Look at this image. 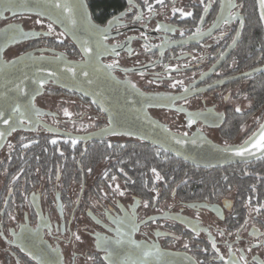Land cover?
<instances>
[{
    "label": "flooded vegetation",
    "instance_id": "af4514ba",
    "mask_svg": "<svg viewBox=\"0 0 264 264\" xmlns=\"http://www.w3.org/2000/svg\"><path fill=\"white\" fill-rule=\"evenodd\" d=\"M124 1L122 9L100 21L94 18L86 1L89 17L98 27L107 25L113 17L119 18L118 23L109 25L108 40L103 43L109 49L119 45L120 55L114 56L109 50L99 55V63L107 66L118 61L112 74L135 85L146 95L170 96L185 89L190 94L264 64L253 60V54L249 56L248 65L245 60H234L233 51L243 21L237 6L229 8L228 4L226 17L229 12L234 13L228 24L222 21L216 30L196 42L172 45L195 38L192 33L198 27L204 34L219 12L220 0H203V3L201 0H163L162 4L157 0ZM231 3L236 5V0ZM149 4L153 9L151 13ZM205 5H210L207 11ZM174 8L177 11L174 12ZM180 10L192 15L183 16ZM23 15L42 21V26L27 27L22 22L6 21ZM50 22L46 14L5 12L0 17V40L3 33L9 31V35L1 52L2 58L10 60L32 51L61 54L67 59L81 61L84 57L79 42L72 31L66 30L70 29L68 22L53 23V31L49 34ZM158 24L161 25L159 30ZM78 25L76 23L74 29ZM18 30L29 35L22 38L17 35ZM62 31L65 35L61 37ZM76 34L88 38L83 28L79 27ZM21 44L20 53L6 56L10 48ZM90 47L95 49V44ZM159 49L163 50L161 56ZM220 52L224 55L220 56ZM260 72L187 95L170 103L172 107H151L146 108V112L180 134L203 137L219 145L224 143L222 146L240 143L256 129L264 115L258 123L253 122L242 137L239 136L241 125L252 118L257 119L262 112L243 117L238 125L239 132L233 138L224 137L222 131L233 120L240 121V114L250 111L239 106L240 99H247L242 89ZM174 81H182V84L173 87ZM34 97L32 104L40 110L39 116L35 115L37 123H24V129L11 131L0 145V264H17L18 261L19 264H37L12 242V233L20 234L24 244L33 248L37 255L42 252L49 264H108L104 260L105 251L97 247V234L114 241L118 227L114 217L128 220L134 217L138 226L132 230L126 221L120 225L122 233L128 234L121 237L123 243L108 245L109 250L120 252L121 259L125 256L136 259L139 254L135 245L127 242L130 236L138 243L154 245L153 251L159 250L160 255L148 257L146 264H224L232 254L237 260L243 254L247 264H264V197L250 198L223 186L226 184L225 169L235 164L246 166L254 161L210 168L194 166L212 170L224 178L221 185L213 183V188L206 191L194 189L198 181L191 176L170 188L166 187L164 179L153 184L145 180L136 186L126 185L124 180L133 179L135 175L122 171L116 147L125 144L126 140L138 145L148 143L120 134L84 141L55 133L42 123L58 131L84 134L104 127L108 121L90 100L51 82L45 83ZM64 109L72 115L65 116ZM195 113L208 118L198 117L189 125V115ZM210 131L218 132L225 142L208 135ZM52 140L56 143H51ZM113 176L115 180H112ZM260 178V184L264 186V176L261 174ZM116 185L124 192L123 196L114 194ZM252 192L257 193L254 189ZM145 201H148V207L144 206ZM22 224L35 231L22 229ZM74 234L80 239L76 240ZM213 241L219 251L212 247ZM89 256L93 260H89Z\"/></svg>",
    "mask_w": 264,
    "mask_h": 264
},
{
    "label": "water",
    "instance_id": "95a60500",
    "mask_svg": "<svg viewBox=\"0 0 264 264\" xmlns=\"http://www.w3.org/2000/svg\"><path fill=\"white\" fill-rule=\"evenodd\" d=\"M255 1L257 6L258 17L264 32V18H262V14H264V9L260 8L258 0ZM228 4L229 0H220L219 12L213 24L209 28L211 29L210 34L214 30H216L220 23L223 21V19L221 18L226 17V14L228 12ZM18 11H30L38 13V11H36L35 9H21L17 7L11 12ZM43 13L47 15V12ZM75 15L74 19H76L77 25L78 23L80 24L76 26L75 29L77 30L80 27L85 30L84 17L86 15L90 19L89 13H84L82 9H80L75 13ZM69 25L70 29L76 32V30L74 29V26L76 24ZM209 29L200 37H195L191 39L189 38L184 41L174 43L172 45H181L185 43L196 42L209 35ZM8 33L9 31L3 33L2 38L0 40V91L4 90L3 86L7 83V86L9 88H12V92L10 93V95L15 98L16 103L23 106L31 107V111L28 113V117L31 120L29 124L37 123L35 115L37 114V112H40V110L36 107H32V99L35 95L41 92V85L38 81L40 79H43L45 80V83L51 82L65 90L76 92L90 100L91 103H93L92 101L95 100L96 103L93 104L100 111L102 104L105 111L101 112L106 116L108 121L107 125H105L104 127L84 134H73L58 131L57 129L50 127L47 124L42 123V125L47 127V129L55 133L82 139L84 141L90 139H98L100 137H104L106 135L111 134L127 135L130 137L137 138L148 144H151L161 150L162 146L166 147L169 149L167 153L176 156L177 158L195 167L201 168L220 167L235 163H249L264 156V153L260 151H249L248 153L242 156L235 154L234 151L235 148H238L243 145L244 142L248 139V137L252 135V133L258 132L260 124H264V117L259 123V125L256 127V129L240 143L222 146L213 143L203 137L190 135L185 136L184 134L174 132L159 123L158 121L154 120L146 112V108L151 107H172L170 103H173L177 99H181L183 97H186L187 95H193L200 91L208 90L219 85H223L228 82H232L240 78L246 77L243 75V73L216 82L211 86L201 88L190 94H187L186 91H184L182 93L170 96L146 95L142 90L138 89L137 87H133V85H131L130 83L116 78L112 74V69L108 70L106 68H104L98 74V78L96 79V82L93 85H87L86 82L83 81L82 77L78 76L73 79L70 74L61 73V69H63L64 67L62 62L63 60L79 62L67 59L61 54H38L31 51L22 53L18 56L13 57L10 60H4L1 56V52H3L5 45L7 44V39L9 35ZM162 51V49H159V56H161ZM57 57H61L62 59H57ZM155 63H157V61ZM38 67L56 72L58 79L49 77L48 71L36 72V68ZM259 71H264V64L260 67L247 71L246 73H248V75H251ZM25 75H27V79H24ZM54 79H56L57 82H53ZM20 80H23V92H17L13 84L8 83L11 81L19 82ZM96 92H100L101 95L97 97L96 95H94V93ZM21 111H25V108L22 107ZM110 114L112 118L111 131H107L105 129L109 127ZM199 117L202 120H206L208 118L203 115H200ZM7 118L8 117H4V119ZM10 124H12V121H10ZM13 127H15V129H24V124L20 123L19 117H16V122L15 124H13ZM11 131L12 130L9 125H5L0 122V133H3V136H0V145L2 144L6 135H8ZM172 135H175L176 138L184 139L186 142L184 144H176L175 140L172 139ZM193 140H195L196 143H192ZM225 147H228L229 150L224 151L223 149Z\"/></svg>",
    "mask_w": 264,
    "mask_h": 264
},
{
    "label": "snow or ice",
    "instance_id": "6c2138e0",
    "mask_svg": "<svg viewBox=\"0 0 264 264\" xmlns=\"http://www.w3.org/2000/svg\"><path fill=\"white\" fill-rule=\"evenodd\" d=\"M46 7L44 9V12H47V15L49 16L50 23L48 24V33L50 34L53 31V23L59 22L61 24H64L65 21L68 22V24L75 25L77 23L76 19H74V15L77 11L82 9L84 5L82 4L81 0H72L70 3L69 0H45ZM157 3H163V0H157ZM201 3H203V0H201ZM259 6L261 9H264V0H258ZM17 3L14 2V0H0V17H3L5 12H11L13 11L16 7H19ZM210 5H205L204 10L207 11V8ZM149 13L153 11L151 5H147ZM236 5L231 3V0L229 2V8H235ZM173 11H177V9H173ZM182 11V10H180ZM44 14L43 12H38L37 15H42ZM122 15V14H121ZM183 16H191V12H185L182 11ZM234 16L233 12H229L228 17L226 18H221L223 19V23L226 25L229 23V20L232 19ZM262 18H264V14H262ZM119 18L118 17H113L112 20L108 22L107 25L103 27H98L97 25L93 24L91 20L85 15L84 17V24H85V32L88 38H83L81 36H78L75 31L72 29H66L68 31H73V35L76 37V39L79 42V47L81 49V52L83 54V59L79 62H72L68 60H63V69H61L62 74H70V76L75 79L76 77H82L83 81L86 82L87 85H93L96 82V79L98 78V74L104 69L111 70L113 67H115L118 63V61H113L112 64H109L107 66L101 65L99 63V55L108 52L109 50L111 51L112 55L114 56H119L120 53L117 51V47L119 45H113L111 49L107 45H105L103 42L108 40V35L107 32L110 30L109 25H112L114 22L118 23ZM201 20H203V16H201ZM37 23H42V21L37 20ZM161 25H157V29L159 30ZM211 32V29H209V34ZM17 35H19L22 38H26L29 33L24 32L23 30H18ZM65 32H60L59 36H64ZM143 36V33H141ZM203 33L197 28L195 32L192 33L193 37H200L202 36ZM93 37L96 39L93 40ZM233 40L235 41V37H233ZM95 44V49L93 47H90V44ZM131 52V49L128 50ZM195 51V50H193ZM220 56L224 55V52L219 53ZM193 59H197V57L193 56ZM57 59H62L61 57H57ZM177 71L179 70L178 67L176 69ZM42 71H48L49 77L57 78V73L54 71H49L47 69L43 68H36V72H42ZM126 71H130V69H126ZM244 76H247L248 73H243ZM27 75L24 76V79H27ZM58 79V78H57ZM39 84L41 87L45 84V80L40 79ZM53 82H57L56 79L53 80ZM154 82V81H151ZM8 83H12L15 90L17 92H23L24 89L22 87L23 80H20L19 82L16 81H11ZM182 84V81H174L173 87L176 86V84ZM135 87V85H133ZM4 90L0 91V122H2L5 125H9L12 131H15V127H13V124L16 122V117L20 118V123H30L31 120L28 117V113L31 111V107L29 106H23L18 103H16V100L13 96L10 95L12 92V88H9L7 86V83L3 86ZM187 91V89H185ZM87 94V93H86ZM97 97L101 95L100 92L94 93ZM35 97H33V100ZM93 103H96V101H92ZM187 102V100H185ZM24 107L25 111H21V108ZM34 107V106H32ZM237 111L240 109L237 108ZM101 111H105L103 105L101 104ZM65 116H71L72 113H70L67 109L63 110ZM201 114L200 113H195V114H190L189 119H188V124L191 125L195 123L196 118H198ZM37 116H39V113L37 112ZM4 117H8L7 119H4ZM10 121H12V124H10ZM111 123H112V118L110 114L109 118V127L105 130L111 131ZM241 128H243V125H241ZM171 135V134H170ZM187 136V133L184 134ZM0 136H3V133H0ZM172 139L175 140L176 144H184L186 141L181 138H176L175 135H172ZM51 143L55 144L56 141L52 140ZM73 144L76 143L75 140L72 141ZM192 143H196L195 140L192 141ZM24 147H27V145H23ZM11 147V145H9ZM162 150L167 152L169 149L166 147L162 146ZM224 151H228V147H225L223 149ZM235 154L237 155H244L248 153L249 151H260L264 153V124H260L258 132L252 133L251 136L248 137V139L244 142L243 145H241L238 148L234 149ZM161 154V149H157L156 155L159 156ZM91 171V169H89ZM153 173L156 174L157 179H163L157 172L155 168L151 169ZM107 175V173H105ZM116 177L113 176L112 180H115ZM155 189H153L154 191ZM114 194L123 196L124 192L120 190V186L116 185L115 188L113 189ZM144 206L148 207V201L144 202ZM11 215V214H10ZM14 219V217H13ZM115 223L118 225L116 227L115 232L117 238L114 241H108L107 238H102L97 234V247L103 248L105 251L104 255V260L108 261V264H146V260L148 257H151L153 255L159 256V250L156 249L153 251L152 249L155 247L154 245H148V244H141L136 242L135 240L130 239V236H128L127 242L129 244L135 245L136 249L138 250L139 254L137 255L136 259H132L131 256H125L123 259L120 258V252L115 251V250H109L108 245L110 243H113L115 245H121L123 243V240L121 239L122 236H127L128 234H124L121 231L120 225H123L126 221L130 224L132 230H136L138 227L135 224V218L133 217L131 220H128V218L125 219H120L119 217H114L113 218ZM143 223V221H142ZM22 229H25L26 231H35V229H28L27 225L22 224L20 225ZM39 227V225L37 226ZM45 227H48L47 224H45ZM243 227V225H241ZM160 233H157L159 235ZM75 235V234H74ZM223 235V233H221ZM13 236V243H17V246L20 248L22 252H25L28 256H31L33 259L37 261V264H49V261L44 259V254L41 252L40 255H37L36 252L33 250V248H29L24 244V241L21 239L20 234L18 233H12ZM75 239L79 240L80 236L75 235ZM187 247V245H185ZM212 247L216 249V243L213 241L212 242ZM219 251L218 249H216ZM55 251V249H53ZM229 251L231 252V245H229ZM89 260H93V257L89 256ZM221 259H223L221 257ZM247 264V260L245 259V256L241 254L238 258V260L235 257V254H232L230 258L226 261H224V264ZM19 264V261L17 262Z\"/></svg>",
    "mask_w": 264,
    "mask_h": 264
},
{
    "label": "trees",
    "instance_id": "16d2710c",
    "mask_svg": "<svg viewBox=\"0 0 264 264\" xmlns=\"http://www.w3.org/2000/svg\"><path fill=\"white\" fill-rule=\"evenodd\" d=\"M90 11L98 21L109 16L124 7V0H86ZM236 6L239 14L243 17L239 41L233 51L234 60H250L249 56L253 54V60L264 62V32L257 13L255 0H236ZM243 93L250 101L249 112L240 114V121H232L229 127L222 131L224 137L233 138L239 132V123L243 117L247 118L250 114L264 112V71L255 74L243 86ZM247 133H245L246 135ZM119 154V166L127 174L135 175L133 179H125L126 185L136 186V183L149 180L150 183L161 179L157 177L151 169L155 168L159 175L166 181L167 188L172 187L176 182L187 180L189 176L196 178L198 183L194 189L208 190L213 188V183H218L224 178H220L212 170L195 168L189 163L161 150L159 156L156 155L157 147L151 144L138 145L133 141L126 140L125 144L116 147ZM226 179L224 187H231L238 194L247 197H264V186L261 183V174L264 176V156L255 160L252 164H235L225 169ZM162 179V180H163ZM172 183V184H171ZM252 189L257 193H253Z\"/></svg>",
    "mask_w": 264,
    "mask_h": 264
},
{
    "label": "rangeland",
    "instance_id": "374dc122",
    "mask_svg": "<svg viewBox=\"0 0 264 264\" xmlns=\"http://www.w3.org/2000/svg\"><path fill=\"white\" fill-rule=\"evenodd\" d=\"M69 1H71L72 2V0H69ZM14 2L15 3H17L18 5H20L19 7H17V8H21V9H26V8H31V9H35L36 11H38V12H44V9L46 8V7H48V5H46V3H45V0H14ZM70 2V3H71ZM81 2H82V4L84 5V7L82 8V11L85 13H88V9H87V5H86V0H81ZM28 6H31V7H28ZM7 22H9V21H15V22H22V23H24V25L25 26H27V27H30V26H37V24H38V27L39 26H42L41 25V23L39 24V23H37V20L35 19V17H32V16H29V15H23V16H14V17H10L9 19H7L6 20ZM22 47H23V45L21 44V45H16V46H13L12 48H10L8 51H7V53H6V56L9 58V57H12V56H14V55H16V54H18V53H20L21 51H22ZM239 106H240V108L241 109H245V108H249V106H250V101L249 100H247V99H245V100H241L240 99V101H239ZM88 108V107H87ZM82 109H83V107H82ZM89 109V108H88ZM86 114H88L87 113V111H86ZM263 115H264V112L262 113V115L259 117V115H258V117H257V119L256 118H252V119H250V120H248L247 122H246V124H244L243 125V128H241V130H240V133H239V136H243V135H245V133H247L250 129H251V124L253 123V122H259L260 121V119H261V117H263ZM174 126H176V125H174ZM208 135H210V136H212V137H214V138H216V139H218V140H221L222 142H225V141H223L222 139H221V137L219 136V133L218 132H216V131H210L209 133H208ZM238 138L239 137H237L236 138V140L235 141H237L238 140ZM220 144V143H219ZM224 144V143H223ZM222 143H221V145H223Z\"/></svg>",
    "mask_w": 264,
    "mask_h": 264
}]
</instances>
